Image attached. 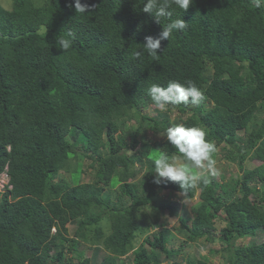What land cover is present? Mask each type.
Listing matches in <instances>:
<instances>
[{
	"label": "trees",
	"instance_id": "trees-1",
	"mask_svg": "<svg viewBox=\"0 0 264 264\" xmlns=\"http://www.w3.org/2000/svg\"><path fill=\"white\" fill-rule=\"evenodd\" d=\"M12 1L0 2V173L7 169L12 185L0 192V264H92L80 242L105 249L95 264H209L166 246L165 211L186 241L219 240L225 264H264V0L173 5L186 30L162 40L158 56L139 58L145 38L169 22L144 12V0H81L90 6L83 14L75 0ZM69 32L63 51L57 41ZM187 80L205 99L169 105L179 122L141 113L153 104L150 85ZM177 124L203 128L238 161L240 195L224 175L184 192L154 182V157L178 154L165 137ZM253 158L260 163L245 168ZM87 159L92 182L82 181ZM196 196L191 213L182 211L180 199Z\"/></svg>",
	"mask_w": 264,
	"mask_h": 264
},
{
	"label": "clouds",
	"instance_id": "clouds-1",
	"mask_svg": "<svg viewBox=\"0 0 264 264\" xmlns=\"http://www.w3.org/2000/svg\"><path fill=\"white\" fill-rule=\"evenodd\" d=\"M193 0H144L142 10L155 17L157 22L162 19H168V23L163 25V30L158 37L147 36L142 49L135 52L136 58L142 53L150 56H158V50L161 47L162 40H168L174 32L184 31L187 28V22L182 18L172 19L173 5L179 9L187 10ZM76 13H87L90 6L81 3V0H75L72 5ZM74 33L69 32L67 37H61L57 45L63 51H67L73 44ZM147 95L155 107L160 111H166L169 105L189 104L199 106L205 99L202 90L191 80L184 83L170 81L167 86L152 84L147 89ZM206 131L203 128L192 126L186 127L183 124H177L166 129L165 137L167 141L174 146L177 155L169 156L168 152L161 151L154 157V168L156 177L154 182L160 183L161 178L167 181L179 183L184 191L196 186L199 182L207 183L210 177L218 176L219 170L216 167V160L213 159V153L217 151L216 145L206 139ZM7 172V169L1 173ZM0 173V174H1ZM9 182L5 185L1 193L10 189Z\"/></svg>",
	"mask_w": 264,
	"mask_h": 264
},
{
	"label": "rangeland",
	"instance_id": "rangeland-1",
	"mask_svg": "<svg viewBox=\"0 0 264 264\" xmlns=\"http://www.w3.org/2000/svg\"><path fill=\"white\" fill-rule=\"evenodd\" d=\"M1 4L7 8H11L12 7V0H0ZM191 104V103H190ZM191 107H194V105H192ZM168 111V110H166ZM160 111L158 110L155 105L151 104L145 107L141 108V113L147 116H157V118H162L166 113L169 114V119L173 120V121H177L179 122V114H181L178 110H173L171 113L168 111ZM136 125L137 122L135 119H132L130 122H128V127L131 129V125ZM158 133H154V134H150V138H159L158 137ZM161 139V137L159 138ZM78 151L81 152L79 150L78 147ZM227 153L225 152V150H223V148H221V146L217 147V151H216V167L219 170V175L216 176L215 178L220 180L221 179V175L225 176V182L228 183V189L230 190V192L233 194V196H237L240 195V190L237 189V184L234 183L235 181V177H237L240 174L239 168H238V161H234V160H230L229 158H227L228 155H226ZM74 157H77V155H75ZM87 160L83 161V165L82 168L84 169V171L86 173L83 174L82 176V181L83 182H92L94 180V176L92 175V172L94 171L93 169H91L88 166ZM261 161V159L258 158H253V159H248L245 163V168L250 169V168H254L257 164H259ZM66 173V172H65ZM64 173V175H65ZM68 174V173H66ZM141 173L137 174V177L135 178L136 180L141 178ZM68 176V175H66ZM1 185H0V190H1ZM115 189V188H113ZM110 191L112 189H109ZM113 191V190H112ZM107 193V191H105V194ZM165 195L168 194L167 191L163 192ZM181 202L185 203V205L183 206V210L184 212L190 214L191 213V209L197 205V203L200 201V199L196 196L194 198H190V199H186L184 198L183 200L180 199ZM146 212H150V208H147L145 210ZM184 212H182L180 215H182ZM162 219L164 221H166V223L163 225L162 228H164V232L167 234V243L166 246L169 249L172 250H178L180 249L181 252V256L182 257H191L192 259H206L208 261L209 264H225V257L228 255V252H224L223 253V247L224 245L219 241H215V242H205L203 243L202 241L199 242H191V241H186L185 238V234H184V230L182 229L181 225H180V221H178V217L174 218L169 216L168 211H165L162 215ZM219 223H217L218 226V231L216 232V234H218L219 229L222 228L224 226L223 222L218 220ZM79 222V219H78ZM77 221H72L71 223L68 224L69 227V234L70 236L73 237L74 231L77 228ZM52 232H55V230L53 229ZM147 234L149 235H153L154 234V230H150ZM258 241H264V232L261 233L258 237ZM251 238H244V239H240L238 241V243L247 245L250 242ZM80 248L81 250L84 251L85 255L87 257L91 258V263L95 264V263H99L102 261V259L104 258V256L106 255V251L105 249H103V247H98V246H91L90 244L87 243H83L80 242ZM212 251H216L214 253H211ZM70 252L67 251L66 256H70ZM131 256V255H130ZM124 258V257H122ZM125 259V258H124ZM64 262H67V257L64 260ZM74 262H78L77 259L74 260ZM131 264V263H129Z\"/></svg>",
	"mask_w": 264,
	"mask_h": 264
},
{
	"label": "built area",
	"instance_id": "built-area-1",
	"mask_svg": "<svg viewBox=\"0 0 264 264\" xmlns=\"http://www.w3.org/2000/svg\"><path fill=\"white\" fill-rule=\"evenodd\" d=\"M9 182V177L8 173L4 172L0 174V185H1V190L5 188V185Z\"/></svg>",
	"mask_w": 264,
	"mask_h": 264
}]
</instances>
